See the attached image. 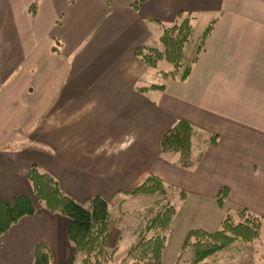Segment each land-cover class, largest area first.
Wrapping results in <instances>:
<instances>
[{
	"label": "crops",
	"instance_id": "crops-1",
	"mask_svg": "<svg viewBox=\"0 0 264 264\" xmlns=\"http://www.w3.org/2000/svg\"><path fill=\"white\" fill-rule=\"evenodd\" d=\"M32 1L0 0L2 200L32 199L27 172L37 165L82 204L99 196L123 207L144 196L124 192L155 175L182 207L206 217L192 228L214 231L229 204L264 219V0H144L137 9L138 0H38L33 15ZM179 14L190 19L195 44L215 20L183 81L164 78L171 68H147L134 53L158 48ZM151 84L164 89L138 91ZM181 119L217 137L191 168L160 148ZM68 228L67 217L41 206L2 234L0 264H32L39 243L53 264H70Z\"/></svg>",
	"mask_w": 264,
	"mask_h": 264
},
{
	"label": "trees",
	"instance_id": "trees-1",
	"mask_svg": "<svg viewBox=\"0 0 264 264\" xmlns=\"http://www.w3.org/2000/svg\"><path fill=\"white\" fill-rule=\"evenodd\" d=\"M110 5V0H104ZM131 3L137 9L140 2ZM38 0H33L30 14H35ZM212 21L203 30L195 47V52L187 66L183 65V50L189 42L193 27L188 16L178 15V20L162 30L159 37L160 48L138 46L134 53L147 68H155L159 61L165 60L171 64V70L163 72L164 78L183 81L190 73L191 65L196 62L203 49L204 41L213 28ZM183 68V69H181ZM163 90L164 85L151 84L140 87L138 91ZM217 143L216 135L205 137L199 130L186 120L176 121L161 137L160 148L162 153L177 154L176 165L182 168L193 167L202 157L208 145ZM197 150V154L194 151ZM27 179L31 184L33 198L23 194L16 195L8 203L0 198V237L21 217L36 213L42 206L50 213H58L69 219L68 239L73 246V258L70 264H110L113 253L108 251L109 226L112 217L106 200L99 196L91 197L84 205L68 196L61 189L59 182L48 172L42 171L37 165H32L27 172ZM168 187L155 175L146 176L143 181L125 195H151L167 196ZM228 195V187L223 186L217 193L216 204L219 208L224 206ZM185 193L179 191V197ZM154 206L143 210L144 215L153 211ZM153 216L147 219L143 231L136 235L135 242L129 247L119 264H162V255L166 244V233L171 229L175 215V207L166 203ZM238 222L233 221V216L227 213L219 230L207 231L203 228L189 229L183 239L181 252L175 264H178L182 251L192 246L194 256L192 263H200L213 256L237 239L252 241L259 236L264 219L241 208L236 212ZM115 224L121 222V216L115 218ZM32 264H53L49 249L39 243L36 246Z\"/></svg>",
	"mask_w": 264,
	"mask_h": 264
},
{
	"label": "rangeland",
	"instance_id": "rangeland-1",
	"mask_svg": "<svg viewBox=\"0 0 264 264\" xmlns=\"http://www.w3.org/2000/svg\"><path fill=\"white\" fill-rule=\"evenodd\" d=\"M196 40V36L193 34L184 47L182 60L184 66L189 64V61L195 52L197 44H195ZM157 47L160 48V43H158ZM170 68L171 64L165 60H161L157 64V69L159 70H168ZM152 73L151 81L161 82L160 75L157 76L155 72ZM169 194L170 193H168L166 197L144 195L137 198H131L135 200H129L128 203L120 208L118 207V200L110 203L108 209L112 220L108 238V251L112 252L113 249H116L113 253V258L110 264H119L121 262L129 247L135 242L137 233L144 230L147 219L162 208L161 206L164 205L165 200H170V204L175 207V215L172 222L173 226L171 225L170 231L166 233V244L162 255V264H175L177 257L180 255L181 245L186 232L195 226H205L204 222L206 217H204L202 213L195 211V207H182V204H179L178 199L172 197V193ZM157 200H160L161 203L156 205V207H153V211L144 215L143 210L147 207L154 206ZM189 208L191 210V215L188 214L189 211H186L188 212L187 214L184 213V211ZM203 208L209 213L212 207ZM213 208L219 210L217 207ZM225 208L226 209L222 211L223 216L229 213L233 216V221L238 222L239 219L236 216V212L240 209L237 210L236 207H233L231 204ZM120 216L121 222L115 224L113 222L114 219ZM211 228L212 230H219L221 228V223H218L216 227ZM193 256V247H186L181 253L179 264H194L192 263ZM196 264H264V224L262 225L259 236L252 241L237 239L213 256Z\"/></svg>",
	"mask_w": 264,
	"mask_h": 264
}]
</instances>
